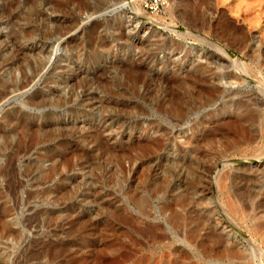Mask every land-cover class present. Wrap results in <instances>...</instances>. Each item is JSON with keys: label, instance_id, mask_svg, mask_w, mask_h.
I'll return each mask as SVG.
<instances>
[{"label": "rangeland", "instance_id": "rangeland-1", "mask_svg": "<svg viewBox=\"0 0 264 264\" xmlns=\"http://www.w3.org/2000/svg\"><path fill=\"white\" fill-rule=\"evenodd\" d=\"M256 2L0 0V264H264Z\"/></svg>", "mask_w": 264, "mask_h": 264}, {"label": "bare ground", "instance_id": "bare-ground-1", "mask_svg": "<svg viewBox=\"0 0 264 264\" xmlns=\"http://www.w3.org/2000/svg\"><path fill=\"white\" fill-rule=\"evenodd\" d=\"M44 1H46V3H47V1L48 0H43V2ZM71 1V0H70ZM98 1V0H97ZM104 1V0H103ZM254 1V0H253ZM195 2H196V0H195ZM100 3V2H99ZM188 3H190V2H188ZM197 3H198V1H197ZM257 4H255V5H253V3L252 4H249L247 7H245V8H242V7H240V6H237V7H235V8H237L236 9V11H237V13H235V15H232V17H230V20L232 21H234V20H236V22H239V21H242L243 23L244 22H246L247 20H246V17L247 16H249L251 13H253V14H255V18H257V21H256V23L255 24H251L250 22H248L249 23V26H250V28L251 27H257V26H259V24H261V19L262 18H264V2H263V5L261 4V3H259V2H256ZM46 5V4H45ZM98 5V4H97ZM192 5V4H191ZM52 6H54V5H52ZM99 6V5H98ZM185 6V5H184ZM197 7V6H196ZM210 9V8H209ZM209 9L207 10H205V11H209ZM194 10V9H193ZM186 11V10H185ZM204 11V12H205ZM189 13V12H188ZM188 13H187V15H188ZM193 13V12H192ZM201 13V12H200ZM199 13V14H200ZM206 13V12H205ZM208 14V13H207ZM186 15V14H185ZM190 15H191V17L190 16H188L189 18H187L188 20V24H189V26L191 27V29H193L194 31H198V32H200V31H204L205 29H207L208 28V26L210 25V21H208L207 19L208 18H206L205 17V15H204V13L202 14V16L201 15H197V16H195V14L192 16V14L190 13ZM181 16H183V18H184V14H182ZM208 16H210V13H209V15ZM207 16V17H208ZM234 16V17H233ZM210 18H212L211 16H210ZM185 20V19H184ZM224 20V19H223ZM231 21H229V20H226L225 21V23L223 24V25H221L222 27H221V31H220V33L219 34H215V32H214V30H212V29H210V27H209V33L211 34V35H214V36H218L219 35V37H220V39L222 40V38L223 37H225L226 35H234V34H237V33H239V29L237 30V27H238V25H237V27H235V25L233 24V21L231 22ZM187 23V22H186ZM208 23H209V25H208ZM215 23H216V21H215ZM218 24V23H217ZM237 24V23H236ZM215 27V26H214ZM214 27H212V28H214ZM217 27H218V25H217ZM218 29V28H217ZM206 31V30H205ZM216 31V30H215ZM208 32V31H207ZM56 33V32H55ZM218 33V32H217ZM232 33V34H231ZM58 35V34H57ZM122 35V34H121ZM125 35V34H124ZM238 35V34H237ZM214 36H212L213 38H214ZM235 36V35H234ZM233 36V37H234ZM62 37V36H61ZM232 37V38H233ZM195 38L197 39V35L195 36ZM218 38V37H217ZM231 38V39H232ZM237 38V37H236ZM46 39V38H45ZM118 39V38H117ZM122 39V38H121ZM127 39H128V37H127ZM200 39V38H199ZM225 39V38H224ZM242 39V38H241ZM205 40V39H204ZM220 40V41H221ZM226 40V39H225ZM28 41V40H27ZM41 41V40H40ZM39 41V42H40ZM60 41V40H59ZM224 41V40H223ZM222 41V42H223ZM228 41V40H227ZM242 41V40H241ZM229 42V41H228ZM238 42H240V39H238ZM246 42V41H245ZM245 42H243V43H245ZM224 43V42H223ZM234 43H236V42H234ZM257 43V42H256ZM28 44V43H27ZM227 44H229V43H227ZM226 44V45H227ZM231 44H232V42H231ZM240 44V43H239ZM247 44V43H246ZM40 45V44H39ZM233 45V44H232ZM235 45V44H234ZM237 45H238V43H237ZM27 46V45H26ZM239 46H241V45H239ZM247 46V45H246ZM222 46H220L219 45V47L218 46H216V48L220 51V52H222L223 54H225L226 53V51L224 50V48H221ZM227 47H229V46H227ZM232 47V46H231ZM20 48H22V47H20ZM36 48V47H35ZM41 48V47H40ZM255 48H257V47H255ZM254 48V49H255ZM264 48V47H263ZM260 49V48H259ZM258 50V49H257ZM257 50H255V51H257ZM24 51V50H23ZM254 51V52H255ZM38 52V51H37ZM258 52V51H257ZM256 55V54H255ZM257 55H259V54H257ZM37 56V55H36ZM41 57V56H40ZM227 58V57H226ZM229 58H231V57H229ZM43 59H45L44 57H43ZM214 59H215V61H223L224 59H225V57H224V59H223V55H214ZM237 60V59H236ZM235 59H234V62H237ZM38 61V60H37ZM44 61V60H43ZM259 61V60H258ZM44 63V62H43ZM211 63V62H210ZM219 63V62H218ZM38 64V63H37ZM66 65V64H65ZM220 65V64H219ZM259 65V64H258ZM44 66V65H43ZM72 66V65H71ZM37 67H39L38 65H37ZM42 67V66H41ZM36 68V67H35ZM40 69V68H39ZM166 69V68H165ZM43 70V69H42ZM37 72H39L38 71V69L36 70ZM241 71V70H240ZM33 72V71H32ZM249 72H251V71H248V73ZM35 73V72H34ZM33 73V74H34ZM42 73V71L40 72V74ZM69 73V72H68ZM246 74H248L247 72H245ZM253 73V72H252ZM39 74V75H40ZM35 76H36V73L34 74ZM60 75V74H59ZM38 76V75H37ZM25 77H27V76H25ZM24 77V78H25ZM32 77H33V75L32 76H29L25 81H24V83L19 87V88H24V87H26L28 84H29V82H30V80L32 79ZM57 77V76H56ZM61 77H62V75H61ZM252 77V76H251ZM34 79V78H33ZM55 79H57V78H55ZM70 79V78H69ZM23 80V79H22ZM39 81V80H38ZM23 82V81H22ZM14 83V82H13ZM21 83V82H20ZM36 84V83H35ZM47 84V83H46ZM14 85V84H13ZM12 85V86H13ZM18 85V84H17ZM20 85V84H19ZM32 85V84H31ZM262 85V84H261ZM11 86V85H10ZM11 86V87H12ZM15 86V85H14ZM10 87V88H11ZM261 87V86H260ZM14 88V87H13ZM28 88V87H27ZM4 89V88H3ZM12 89V88H11ZM210 89V88H209ZM211 89H212V91H217V86L216 85H214L213 83L211 84ZM15 90H17L18 92L19 91H21L20 89H18V88H16ZM31 90V89H30ZM6 91V90H5ZM10 91V90H9ZM23 91V90H22ZM8 92V91H7ZM15 92V91H14ZM14 92H12V93H14ZM29 92V91H28ZM55 93V92H54ZM7 93H2V94H0V97H2V96H5ZM69 94V93H68ZM98 96V95H97ZM7 97V96H6ZM5 98V97H4ZM97 98V97H96ZM257 98V97H256ZM1 99V98H0ZM34 99V98H33ZM98 99V98H97ZM46 100H48V99H46ZM96 100V99H95ZM32 101V100H31ZM64 101V100H63ZM62 102V101H61ZM95 102V101H94ZM93 103V102H92ZM96 103V102H95ZM255 103H258V101L257 102H255ZM5 104V103H4ZM66 105H67V103H66ZM257 105V104H256ZM6 106V105H5ZM20 107V106H19ZM258 107V106H257ZM257 107H256V109H257ZM104 118H105V116H104ZM108 118V117H107ZM95 119V118H94ZM97 119V118H96ZM102 119V118H101ZM94 122V121H93ZM95 123V122H94ZM105 123V122H104ZM23 124V123H22ZM24 125V124H23ZM98 125V124H97ZM108 125H110V124H108ZM264 125V124H263ZM263 125H261V128L263 127ZM111 128V127H110ZM115 128V127H114ZM108 129H109V127H108ZM263 129H264V127H263ZM263 129H261V130H263ZM107 130V129H106ZM241 130H242V128H241ZM240 130V131H241ZM246 130V129H245ZM245 130L243 131V134H246L247 133V130H246V132H245ZM259 130V129H258ZM104 131V130H103ZM109 131V130H108ZM111 131V130H110ZM114 132V131H113ZM242 134V133H241ZM248 136V135H247ZM246 136V137H247ZM250 138V137H249ZM243 139V138H242ZM247 139H245V141H246ZM244 141V140H243ZM244 141V142H245ZM263 156V155H262ZM47 162V161H46ZM43 164H44V161H43ZM176 164V163H175ZM176 166H177V164H176ZM181 167V166H180ZM182 168V167H181ZM180 168V169H181ZM180 169H179V171H180ZM259 169H261V168H259ZM176 170H178V169H176ZM175 170V171H176ZM174 171V172H175ZM259 171V170H258ZM263 171V170H262ZM264 172V171H263ZM178 173V172H177ZM181 174V173H180ZM247 177V176H246ZM258 179V178H257ZM177 183V182H176ZM177 185V184H176ZM242 185V184H241ZM247 187V186H246ZM241 189V188H240ZM245 189V188H244ZM248 190H249V188H247ZM247 190V191H248ZM245 191V190H244ZM169 193V192H168ZM243 194V193H242ZM245 197V196H244ZM249 197H251L250 195H249ZM257 197V196H256ZM238 198V197H237ZM238 199H240V197L238 198ZM242 199V198H241ZM244 199V198H243ZM254 199H255V196H254ZM257 199H258V197H257ZM256 200V199H255ZM243 201V200H242ZM249 201V200H248ZM252 202V201H251ZM256 202V201H255ZM262 202V201H261ZM260 202V203H261ZM248 204V203H247ZM246 204V206H248ZM243 205V204H242ZM245 205V204H244ZM243 205V206H244ZM259 205V203L257 204V206ZM264 205V204H263ZM256 208V207H255ZM263 208V207H262ZM245 210H247V209H245ZM244 210V211H245ZM247 213V212H246ZM245 216H247V215H245ZM250 216V215H249ZM245 219V218H244ZM200 224V223H199ZM199 227V226H198ZM257 228H260V227H257ZM256 228V229H257ZM263 229V228H262ZM210 230H212V229H210ZM248 230V229H247ZM222 231H224V228H222L221 229V232ZM261 231V230H260ZM211 232H214L215 233V231H211ZM210 232V233H211ZM221 232H219V234H218V237H216V238H214V239H212V243H216V245L218 246V245H222V247L224 248V244H225V246L228 244V243H230L231 244V237H230V235L229 234H222ZM251 232V231H250ZM213 233V234H214ZM262 233V232H261ZM209 234V233H208ZM215 234H217V233H215ZM214 234V235H215ZM251 234H253V235H256V233L255 232H251ZM264 233H262V234H260V235H263ZM211 234H209V237L211 238V236H213V235H211ZM220 235V236H219ZM259 234H257V236H258ZM208 236V235H207ZM224 236V237H223ZM257 236H256V239H255V237H254V239L255 240H259L258 238H257ZM221 237V238H220ZM261 237V236H260ZM230 238V239H229ZM263 238H264V236H263ZM263 238H261L259 241H261V240H263ZM246 239V238H245ZM248 240V239H247ZM252 240V239H251ZM206 241V240H205ZM211 241V240H210ZM253 241V240H252ZM206 244H207V242H205ZM209 243V242H208ZM251 243V242H250ZM260 243V242H259ZM261 243L262 244H264V241H261ZM232 244H233V241H232ZM236 244V243H235ZM252 244V243H251ZM202 245V244H201ZM205 245V244H204ZM209 245V247L211 246V244H208ZM237 245V244H236ZM255 245V244H254ZM195 248L197 249V250H200V248H201V250H202V252H207L208 254H209V256H211L212 257V254H213V252H212V248H209V247H201L200 245H196L195 244ZM215 246V245H214ZM217 246H216V248H217ZM252 246V245H251ZM264 246V245H263ZM262 247V246H261ZM214 248V247H213ZM215 248V249H216ZM218 248H221V247H218ZM228 248V247H227ZM230 248V247H229ZM228 248V249H229ZM251 248V247H250ZM227 249V250H228ZM252 251L255 253L256 251H258V252H261L262 251V249H260V247L258 246V248H255L254 246H252ZM217 251H218V249H217ZM216 251V252H217ZM222 251V250H221ZM246 251V250H245ZM264 251V250H263ZM223 252V251H222ZM219 253V251H218V253H217V255L218 254H223V253ZM235 252V251H234ZM257 252V253H258ZM262 253V252H261ZM214 254H215V252H214ZM229 254V253H228ZM238 254H239V252H238ZM241 254V253H240ZM253 254V253H252ZM259 254V253H258ZM263 254V253H262ZM224 255V254H223ZM235 255V254H234ZM220 256H222V255H220ZM225 256V255H224ZM228 256V255H227ZM256 256V255H255ZM213 257H214V255H213ZM219 257V256H218ZM228 257H230V256H228ZM228 257H226V258H228ZM261 257V256H260ZM214 258H216V255H215V257ZM233 258V257H232ZM216 259H218V258H216ZM222 260H223V257H222ZM231 260V259H230ZM213 264V263H212ZM263 264V263H262Z\"/></svg>", "mask_w": 264, "mask_h": 264}, {"label": "built area", "instance_id": "built-area-1", "mask_svg": "<svg viewBox=\"0 0 264 264\" xmlns=\"http://www.w3.org/2000/svg\"><path fill=\"white\" fill-rule=\"evenodd\" d=\"M141 7L150 13H158L161 9H163L168 0H137Z\"/></svg>", "mask_w": 264, "mask_h": 264}]
</instances>
